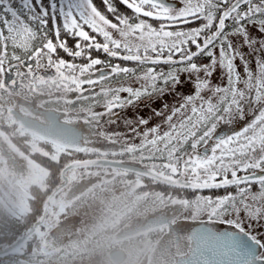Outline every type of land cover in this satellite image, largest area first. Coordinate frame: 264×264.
Here are the masks:
<instances>
[{"label":"snow or ice","instance_id":"snow-or-ice-1","mask_svg":"<svg viewBox=\"0 0 264 264\" xmlns=\"http://www.w3.org/2000/svg\"><path fill=\"white\" fill-rule=\"evenodd\" d=\"M5 70L130 81L119 106L146 100L190 264H264V0H0Z\"/></svg>","mask_w":264,"mask_h":264},{"label":"flooded vegetation","instance_id":"flooded-vegetation-1","mask_svg":"<svg viewBox=\"0 0 264 264\" xmlns=\"http://www.w3.org/2000/svg\"><path fill=\"white\" fill-rule=\"evenodd\" d=\"M36 77L38 78V76ZM21 79L25 81V79L20 76L17 79V84L22 87L24 82L21 81ZM42 79L44 83L49 82L61 89L56 90L50 87L52 93L46 94L49 92L43 90V93L38 92L33 98L28 100L19 97L17 99L13 98L12 101L14 100L13 102L15 104L10 108L13 125V131L11 132L15 133V135L18 132L27 133L29 137H36L44 144L50 145L52 154L56 156L59 153L60 155L58 157V164H61L64 157L68 158L73 155H78L75 159L73 158V161L91 158H109L129 163H137V165L157 173L159 168L156 167V164L158 163H143L135 160V154H140L136 149L125 150L113 147L108 148L110 151L103 152L91 146L90 143H86V130L84 126L79 125L80 123H77L72 116L68 115L70 112H73L72 110L81 108L79 104L81 100L95 94L98 89L97 84L103 79L94 84H73L69 80L52 77L51 73H44L40 80ZM15 82L16 79L12 80L11 78L9 79L8 85L13 86ZM83 107L86 106L82 105V108ZM23 119L35 123L38 127H45L47 129H50L48 127L55 124L74 127L82 135L79 140L80 143L77 145H69L63 141L47 138L39 133L38 130L25 125ZM11 127L12 126H10V128ZM58 132L56 136L73 142L74 131L69 129L66 132ZM12 135L16 138L14 134ZM0 137L4 136L2 135ZM0 146V171L4 174V178L7 179L9 183V212L12 216L17 218L20 223H22L23 219L26 217L32 220L39 216L41 205L43 201H45L44 199H46L45 196L49 187L58 188L50 206H52L54 202L56 203L57 201L55 200L59 197L61 205L57 206V208L61 207L64 209V203L67 205L66 209H69H64L59 212V216L63 217L64 214L60 213L71 215L76 212V207L72 205L74 202H79L77 204H80L79 207L83 208L84 203L96 200L99 193H97L94 188L102 181L107 187V191L113 192L112 195L114 196V198L110 199V203L108 202L109 206L107 208L105 207V214L110 217V219H115L116 217L117 224L120 226L112 236L107 238L106 246L109 247V264H181L183 263L182 259L190 255V236L184 223L189 215V209L183 208L179 204V200L183 193L174 185L162 183L140 172L111 167L104 169V176L106 173L107 179L101 181L92 178L88 179L89 170L94 171L97 169L96 167L72 168L63 174V170L67 165L62 168L60 167L61 179H57L56 177L53 178V175V180L46 181L47 176L51 175L54 169L51 167L46 169L43 163L41 164L38 162V159L39 156H48L47 153L43 154L28 149L29 152L25 151V156L21 158L12 147L8 148L9 145L6 147L1 143ZM54 151L58 153H54ZM32 154L33 157L31 156ZM98 154L101 156H98ZM81 169H87L88 172L81 175L73 173ZM118 173H121L126 178L117 179L115 176H117ZM163 175L169 177V173L163 172ZM57 180H60V182L57 183ZM126 187H129V190H127ZM23 189L29 192L27 196L24 195V197H22L21 193ZM143 193L144 195L147 194L146 197L149 198L152 203V209L145 213L143 212ZM50 212L51 210L49 209L48 214H50ZM42 213H44V211H42ZM21 217H23V219ZM154 218H158L160 223L149 226V220ZM24 225L21 226V230L17 233L10 232V234H19L10 243H5V239L0 241V249L12 244L30 230V225L25 228ZM44 227L43 224L42 227L36 229L15 251L8 254L16 255L17 253L25 251L26 256L30 257V252H28V250L35 244L41 248V258L39 257L38 260L29 258L28 264H40L42 259L47 261L46 258H42L46 257V254L42 251L45 250L44 248L47 249L46 244L48 243V233L50 232L47 229L42 236Z\"/></svg>","mask_w":264,"mask_h":264},{"label":"rangeland","instance_id":"rangeland-1","mask_svg":"<svg viewBox=\"0 0 264 264\" xmlns=\"http://www.w3.org/2000/svg\"><path fill=\"white\" fill-rule=\"evenodd\" d=\"M7 72L8 71L5 70V72L0 73V136H4L0 137V144L2 143V145L6 147L9 145L8 148L12 147L16 151V154H18L21 158L25 156V151L29 152L28 149L43 154L47 153L48 156H39L38 159V162L41 164L43 163L46 169L50 167L54 169L51 175L47 176L46 181H51L55 177L57 179H61V168L72 162L78 155H73L68 158L64 157L61 164H58V157L60 155L56 151H54V153H58V155H53L50 145L44 144L36 137H29L27 133L18 132L15 135V133L11 132L13 131V125L11 120L12 116L10 115V108L15 104L13 102L14 100L12 101L13 98L17 99L19 97L28 100L33 98V96L38 92L43 93V90H47V92H49L46 94L52 93L50 87L56 90H60L61 88L56 87L49 82L44 83L43 79L40 80L44 73H49L47 71L33 74L22 72L19 76L15 75L14 71L11 73ZM20 76L25 79V81L21 79V81L24 82L22 87L17 84V79ZM36 76H38V78ZM11 78L12 80L16 79L13 86L8 85L9 79ZM102 82L104 84L100 85V87H105L103 90V95L105 94L104 102L102 101L101 103L92 106L81 107L76 110H72L73 112H68V115L72 116L77 123H80L79 125L84 126L86 130V143H90L91 146H94L96 149L103 152L110 151L108 148L113 147L125 150L136 149L140 153L135 154L134 158H136V161H141L143 163H152L157 161L158 164H156V167L159 168L157 173L161 175H163V172L168 173L167 169L162 167V161L159 159L161 153L157 150V146L151 143L153 137L145 136L144 132L146 129L135 123L138 115H151L148 108L145 107L146 100H140L137 105H133L132 107H120L119 105L123 103V99H121L123 94L115 91V88L118 84H127L130 83V81L123 78L121 81L111 80V82L110 79H103ZM101 90L102 89L97 92ZM153 119L155 120L156 118L154 117ZM9 125L12 127L10 128ZM148 127H150V125ZM12 134H14L16 138L13 137ZM31 156L33 157V154ZM98 156L101 155L98 154ZM96 168L97 169L94 171L89 170L90 172L87 178L99 181L107 179L106 173L104 176V169L107 167ZM87 172V169H81L74 171L73 173L81 175L84 173L86 174ZM115 177L117 179L126 178L121 173H118ZM58 182H60V180H57V183ZM8 184L7 179L4 178V174L0 171V204L9 209L8 205L10 203L8 204V195L10 192ZM52 188L53 187H49L46 192V199H44L45 201H43V204L41 205L39 216L32 220L28 218V225H30V227L32 225H36L34 231L39 227H42L44 224L45 227L43 228L42 236L43 233L45 234L47 229L50 232L48 233V243L46 244L47 249L44 248L45 250L42 251L46 254V257L42 258H46L47 261L42 259L40 264H109V247L106 246L107 238L112 236L120 227L117 224L116 217L115 219H110V217L105 214V207L107 208L109 206L108 202L110 203V199L114 198L112 195L113 192H110L109 190L107 191V187L101 181L98 186L94 188L97 193H99L96 200L84 203L83 208L79 207L80 204H77L79 202H74L72 205L76 207V212L71 215L60 213L64 214L62 217L59 216V212L64 209H69H66L67 205L64 203V209L61 207L57 208V206L61 205L59 197L55 200L57 202H54V204L50 206L51 201L55 197L58 190V188ZM126 189L129 190V187H126ZM55 191V195H53V197L49 200ZM21 194L22 197H24V195L27 196L29 192L23 189ZM146 196L147 194L144 195L143 193L142 199L144 213L152 209L151 200ZM49 209L51 210L50 214H48ZM42 211H44V213H42ZM21 218L23 219V217ZM39 220L42 222L37 223ZM23 221L26 225L27 217L24 218ZM40 249V246L33 244L32 248L28 250V252H30V257L27 258L38 260L41 253ZM16 258H18V264H28V259H24L20 256H16Z\"/></svg>","mask_w":264,"mask_h":264},{"label":"water","instance_id":"water-1","mask_svg":"<svg viewBox=\"0 0 264 264\" xmlns=\"http://www.w3.org/2000/svg\"><path fill=\"white\" fill-rule=\"evenodd\" d=\"M23 122L25 123V125L29 126L30 128L38 130V132L43 134L45 137L53 139V140H57V141H63L64 143H67L69 145L79 144L80 143L79 140L82 137L81 133L77 129H75L74 127H71V126H67V125H63V124L62 125L61 124H59V125L55 124L51 127H48L50 129H47L45 127H38V126H36L35 123L30 122L27 119H23ZM69 129L74 131L73 142L65 140L61 137L59 138L58 136H56V133H59L58 131L66 132ZM75 139H76V141H75ZM79 167H114V168H120V169H125V170H131L134 172H140V173H143L145 175H148V176H150V177H152V178H154V179H156L162 183H165L168 185H173V183L171 182V180L167 176H163L161 174H158L154 171L143 168L142 166L134 164V163H129V162L120 161V160H113V159H109V158H91V159L73 161L72 163L67 165V167L64 168L63 174H65V172L69 169L79 168ZM55 193H56V191L53 192V194L51 195L49 200L53 197V195H55ZM40 222H42V221L39 220L37 223H40ZM159 223H160V221L158 220V218H154V219L149 220L148 225L152 226V225H157ZM35 228H36V225H32L30 230L27 233H25L24 235H22L18 240H16L15 242H13L10 245H7V246L1 248L0 249V255L8 254V253L15 251L32 234V232L34 231ZM190 261H191V255H189L185 259H182L183 263H181V264H190Z\"/></svg>","mask_w":264,"mask_h":264},{"label":"trees","instance_id":"trees-1","mask_svg":"<svg viewBox=\"0 0 264 264\" xmlns=\"http://www.w3.org/2000/svg\"><path fill=\"white\" fill-rule=\"evenodd\" d=\"M8 73V72H7ZM123 79V77H114L110 79L114 81H121ZM104 84L102 81L99 82L98 85V90L102 89L99 92H95V94H93L90 97H87L86 99L81 100V102H79L80 107H82V105L85 106H92L98 103H101L102 101L104 102V97L105 94L103 95V90L105 87H100V85ZM97 94V95H96ZM77 103V102H75ZM78 104V103H77ZM76 104V105H77ZM157 163V161L155 162ZM28 219H27V223L26 225H24V221H22V223H20L19 220H17V218H15L14 216L11 215V213L9 212V209L7 207H3L0 204V241L5 239V243H10L13 239H15L19 234H15V233H11L10 232H18L19 230H21V226L24 225V228L27 227L28 223ZM16 256H20L23 257L24 259H28L24 252L21 253H17L15 254H6L3 256H0V264H18V258H16Z\"/></svg>","mask_w":264,"mask_h":264}]
</instances>
